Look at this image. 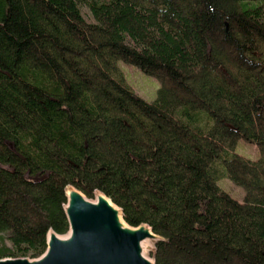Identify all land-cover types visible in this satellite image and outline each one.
I'll return each instance as SVG.
<instances>
[{"label":"trees","instance_id":"obj_1","mask_svg":"<svg viewBox=\"0 0 264 264\" xmlns=\"http://www.w3.org/2000/svg\"><path fill=\"white\" fill-rule=\"evenodd\" d=\"M67 185L149 223L157 264H264V0H0V258L69 230Z\"/></svg>","mask_w":264,"mask_h":264},{"label":"water","instance_id":"obj_2","mask_svg":"<svg viewBox=\"0 0 264 264\" xmlns=\"http://www.w3.org/2000/svg\"><path fill=\"white\" fill-rule=\"evenodd\" d=\"M65 194L69 230L50 229L38 257H4L0 264H157L151 253L157 241L166 239L149 223L131 225L123 208L102 190L88 197L67 185Z\"/></svg>","mask_w":264,"mask_h":264},{"label":"rangeland","instance_id":"obj_3","mask_svg":"<svg viewBox=\"0 0 264 264\" xmlns=\"http://www.w3.org/2000/svg\"><path fill=\"white\" fill-rule=\"evenodd\" d=\"M82 11L89 22H95L92 13L90 12L88 6L81 5ZM120 68L123 69L127 77L128 82L135 88L139 95H141L147 101H155L158 95V90L160 88V82L152 76H149L142 72L139 67L131 63L124 61H119ZM257 145L248 143L241 140L236 148L235 152H238L247 158L256 161L260 157V152ZM31 179H41V175H28ZM222 190L229 192L234 198L239 201H244L245 191L244 188L234 183L228 177H222L219 182ZM11 257V256H10Z\"/></svg>","mask_w":264,"mask_h":264}]
</instances>
